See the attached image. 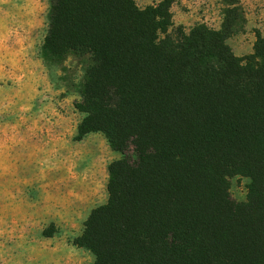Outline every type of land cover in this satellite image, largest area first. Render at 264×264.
Instances as JSON below:
<instances>
[{
  "label": "trees",
  "instance_id": "obj_1",
  "mask_svg": "<svg viewBox=\"0 0 264 264\" xmlns=\"http://www.w3.org/2000/svg\"><path fill=\"white\" fill-rule=\"evenodd\" d=\"M172 2L50 0L41 58L84 68L75 138L103 133L121 154L74 243L94 264H264V36L238 56L236 0L220 28L189 31ZM235 176L250 179L241 201Z\"/></svg>",
  "mask_w": 264,
  "mask_h": 264
},
{
  "label": "rangeland",
  "instance_id": "obj_2",
  "mask_svg": "<svg viewBox=\"0 0 264 264\" xmlns=\"http://www.w3.org/2000/svg\"><path fill=\"white\" fill-rule=\"evenodd\" d=\"M213 1L221 6L208 25L219 28L226 3ZM236 1L242 30L228 42L245 57L257 33L264 36V25L250 24V5L264 8V0ZM49 8L50 0H0V264H94V254L74 239L91 210L107 202L108 167L121 156L103 133L75 138L84 117L75 107L84 68L73 58L63 65L41 58ZM249 183L231 178L233 198L244 200Z\"/></svg>",
  "mask_w": 264,
  "mask_h": 264
},
{
  "label": "crops",
  "instance_id": "obj_3",
  "mask_svg": "<svg viewBox=\"0 0 264 264\" xmlns=\"http://www.w3.org/2000/svg\"><path fill=\"white\" fill-rule=\"evenodd\" d=\"M142 1L143 2L141 4H145L146 6L156 3L151 2V0ZM159 1L160 0H158L157 2ZM202 5L206 8L200 7ZM146 6L143 5V7ZM220 6V3L214 2L213 0H195L193 3H191L190 0H175L173 2V5L171 6V12L174 14L173 18L175 19V21L178 24L183 25L185 29H188L187 26L191 27L200 22H205L209 25H212L216 20V17H213L214 12H216V10H219ZM260 6H263V3H260L258 1L253 3L252 5H250V12L248 13L250 24L254 23V25L258 27L264 25V8ZM187 8L191 9V11H188ZM200 10H202V12H200Z\"/></svg>",
  "mask_w": 264,
  "mask_h": 264
}]
</instances>
